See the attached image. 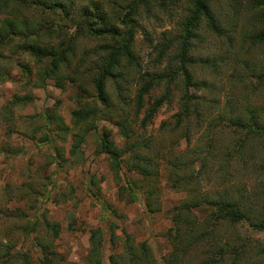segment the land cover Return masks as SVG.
Returning a JSON list of instances; mask_svg holds the SVG:
<instances>
[{"label": "rangeland", "instance_id": "obj_1", "mask_svg": "<svg viewBox=\"0 0 264 264\" xmlns=\"http://www.w3.org/2000/svg\"><path fill=\"white\" fill-rule=\"evenodd\" d=\"M131 1L62 0L50 20H42L41 10L34 5L17 8L16 17L38 18L42 27L64 31L57 39L47 35L40 46L60 47L68 42L74 47L69 63L60 64L63 89L54 79L41 81V68L49 62L37 64L23 52L24 40L14 38L0 48V68L9 74L0 83V247L12 246L11 254H27L32 264H39L38 248L33 246L39 238L51 242L57 253L53 264H85L90 234L96 230L103 242V264H108L110 255L121 253L126 236L134 243H146L157 264H167L172 243L187 232L190 223L205 231L209 220L215 219L213 208L201 203L193 207L197 198L214 200L225 193L241 200L245 219L232 226L216 222L211 226L215 237L210 245L217 246L216 251L199 239L183 246L186 251L178 264H205L207 260L264 264V231L254 227L264 222V136L247 127L251 120L259 123L264 117V0H212L222 33L214 34L201 25L188 53L194 62L187 69L200 82L188 92L197 98L202 115L197 122L191 119L174 130V115L184 95L175 55L192 0L142 3L134 16L130 46L135 63L121 62L127 79L119 82L120 97L112 83L106 84L113 104H120L128 114L133 134L124 140L114 125L118 115L97 105L102 112L96 129L87 134L79 153L70 154L76 133L72 112L79 108L76 100L95 98L92 82L104 55L103 42L74 22L82 12L92 16L102 12L124 30L117 18ZM7 16L11 17L5 12L0 19ZM169 67L176 77L170 82L168 101L142 127L154 100L164 93ZM146 72L164 74L165 79L144 95V107L136 113L134 97L139 77ZM249 111L254 114L251 120ZM236 116L238 123L232 121ZM57 117L70 129L68 134L58 133ZM105 131L118 147L131 140L143 144L140 153L147 158L150 174L129 172L125 159L119 179L115 178L106 155L96 153ZM183 180L187 184H181ZM129 181L132 185H127ZM179 212L182 223L176 224ZM46 221L59 226L56 238L44 233ZM218 245L228 251L223 258ZM0 264L19 263L5 254L0 255Z\"/></svg>", "mask_w": 264, "mask_h": 264}, {"label": "trees", "instance_id": "obj_2", "mask_svg": "<svg viewBox=\"0 0 264 264\" xmlns=\"http://www.w3.org/2000/svg\"><path fill=\"white\" fill-rule=\"evenodd\" d=\"M211 2L212 0H192V8L182 25L183 36L182 40H180V47L178 53L175 55V59H177L179 63L176 72H180L183 76L184 95L181 99L180 110L174 115L175 124L172 125V130L180 127V125L184 123H189L191 119H195L197 122L202 115L203 110L198 108V104L195 102L197 98L190 95L188 92L190 87L200 85V82L193 80L192 74L187 69V66L192 65L194 62V59L188 56V53L192 48L190 40L196 36V32L201 28V25H204L214 34L222 33L217 19L215 18L214 6L211 5ZM142 3L149 4L151 0H132L126 5L122 15L117 18L118 25L125 28L124 30H120L115 23L106 20L102 12H98L94 16L90 15L88 12H82L74 22L75 25H79L78 28L80 30L85 29L89 36L103 42L102 51L104 55L100 60L97 76L93 78L92 82L95 98L88 101L81 98L77 99L76 103L79 108L72 112V129L76 130V133L72 136L71 155L80 152V146L83 144L87 134L96 129V121L99 119L101 116L100 113L102 112L100 108L97 110V105H101L109 113L118 115L114 125L117 127L118 132L124 140H129L133 134L132 128L128 123V114L125 112L123 106H119L120 104H113L106 92V84L112 83L116 91V97H120L121 89L119 88V82H124L127 79L124 74V64L121 65V62L123 63L126 61L128 65L135 63L130 46L134 33V16H136V11ZM262 4L264 5V2H262ZM31 5L41 10L42 20H50L53 17V13L60 10V7H62V0H0V15L5 14V12L11 15V17L7 16L0 19V48L6 47L14 38L24 40L25 42L21 44L23 52H28L29 55L33 56L37 64H42L44 62L43 60L49 62L48 66H43L41 68L39 73L41 81H43L44 78L54 79L57 87L63 89V78L60 75L59 68L61 63H69V53L72 52L74 44L67 42L64 46L60 47H53L49 44L40 46L39 44L43 43L47 35L57 39L59 38V34L64 33V31L53 29L51 28L52 26L42 27V24L37 20L38 18L29 20L14 16L15 13H19V9H17L19 6V8H29ZM95 10H98V7H95ZM68 13L69 12L66 10L64 11L66 17ZM30 37L32 38L31 42L29 41ZM57 48L59 49L57 50ZM163 75L160 73L152 74L146 72L139 77L140 87L135 94L133 102L136 113L144 107V95L153 88L160 86L162 80L165 79ZM8 76L9 74L0 68V83L5 81ZM165 77H167V81L164 85V93L154 100L151 109L148 110L142 121V127L146 126V123L150 121L155 110L168 101L170 82L176 77L172 67H169L165 72ZM249 114L251 120L254 114L252 111H249ZM239 118L240 117L236 116L232 121L238 123L240 122ZM56 127L58 133L64 132V134H68L70 132V129L62 123L60 117H57ZM247 127L252 133L264 136V117L259 123L251 120ZM44 141H48L47 137ZM143 147V144L137 140H131L128 145L118 147L114 141L109 139V133L105 131L99 136V143L97 144L98 150L96 153L106 155L109 159V167L112 175L119 179L122 161L125 159L127 162L126 167L129 172L144 173L145 175L150 174L146 164L147 158L140 153V149ZM58 155L60 154L58 153ZM61 160H63V158ZM128 184L132 185L130 181L127 182V185ZM181 184L184 185L187 183L183 180ZM150 194H152V192H150ZM200 203L204 208L208 207L214 209L212 214L215 219L213 222L209 220L205 227V231L196 230L195 225L190 223L187 232L183 233L180 239L172 243V258L167 264H178L182 253L186 251V247L183 246H189L199 239H202L205 241V244H208L207 249L216 251L217 246L215 247L213 245L210 247L215 237L213 232H211V226L214 228L218 221L226 226H232L246 217V212L242 206L241 200L232 198L225 193L219 195L214 200L208 197H198L193 207H197ZM148 207L149 210H154L152 202H149ZM187 207L186 205V208ZM181 215V212L176 214L174 220L176 224L182 223ZM30 223H32L31 220ZM42 226L44 228V233L51 235L53 238L57 237L59 226L56 223L46 221ZM254 227L264 231V222L260 221L254 224ZM34 228L35 226L33 224V232ZM111 237L114 238V234H112ZM229 243L230 242H228V244ZM33 246L38 248L37 259L39 264L54 263L57 253L52 249L51 242H43L42 239L36 238ZM218 246V254L223 258L224 254H228V251L225 250L224 247ZM11 247L12 246L0 247V255H10V260L12 259L19 264H32L31 258L27 254L21 256L18 253L11 254ZM102 249L103 242L101 238L98 236L96 230H92L90 234V247L85 264H103ZM229 254L237 258L234 251H230ZM235 258H233V260ZM108 264H157V262L146 243H134L129 236H126L122 243L121 253L110 255ZM205 264L214 263L207 260Z\"/></svg>", "mask_w": 264, "mask_h": 264}]
</instances>
